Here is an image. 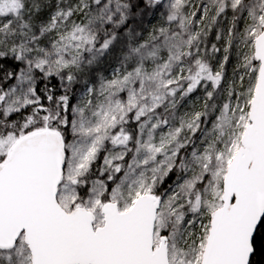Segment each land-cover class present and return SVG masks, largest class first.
Wrapping results in <instances>:
<instances>
[{
	"label": "snow or ice",
	"instance_id": "1",
	"mask_svg": "<svg viewBox=\"0 0 264 264\" xmlns=\"http://www.w3.org/2000/svg\"><path fill=\"white\" fill-rule=\"evenodd\" d=\"M142 4L166 26L136 44ZM229 11L213 71L200 44ZM121 29L120 67L73 105ZM234 44L249 84L217 105ZM202 85L204 110L177 116ZM262 222L264 0H0V264H264Z\"/></svg>",
	"mask_w": 264,
	"mask_h": 264
},
{
	"label": "trees",
	"instance_id": "2",
	"mask_svg": "<svg viewBox=\"0 0 264 264\" xmlns=\"http://www.w3.org/2000/svg\"><path fill=\"white\" fill-rule=\"evenodd\" d=\"M52 2L54 4L55 0H52ZM50 11H51V9L45 8L44 11L37 17V22H39L40 20H46L48 18ZM136 17L138 18V16H136ZM151 18H152V22H154V23H151L150 25H148L146 27V34H145V30H141V32L138 33V35L136 36L134 43L138 44L140 42V40H142L141 35L144 37L143 40L146 41L148 39L149 33L152 32V30L154 28H159L158 17H154V15H153ZM134 19H135V17L129 21V27H131V28H132L131 23L133 22ZM230 20H231V17H229V18L227 17V19L226 18L222 19V20H220V22L217 25L213 26L212 31L210 33H208L207 37H209V36L212 37V35L217 34V30H218L219 32H221L222 38L220 40L212 39L211 43H209L207 41L206 45H204L205 46L204 50H202L206 53V55L208 57L210 56V57L215 58L214 60H216V58L217 59L219 58V65H221V63H223V57L225 55L224 47L226 46L227 29L229 27ZM207 22H208L207 20L204 21L205 24ZM238 27L242 28V23L240 25H238ZM213 44H215L216 47L219 49V55H218V52H215V53L212 52V45ZM125 46H128V38L126 35V29H123L122 31H119V39L115 43V46L110 50L109 53H107L103 57H101L99 63L103 61L104 62L103 64L105 66H107V65L112 63L111 61H113V62L119 61L120 62L122 55L125 52ZM228 56H229V59H228L227 63H224V69H223V75H224L225 80L222 81L223 85L221 84L224 89H223L222 94L219 95L220 97L218 96L219 98H216L215 102L217 103V105L227 101L229 85H234L235 91H242V90L246 89L248 87V84H249V77L247 75H245L244 81H243V87H241L239 77L241 75H244V69L238 67V65L240 64V56H239L238 49L236 48L235 44L233 45V47H231L229 49ZM10 63L11 62H6V66ZM112 66L113 65L108 66V68L106 70L111 69ZM106 70H104V66L102 67V65L91 66L86 71L78 74V82L75 85H77L78 83H82L83 86L88 87L90 85V82L93 81L94 83H92V84L96 86L99 83V79L101 76H103L104 78H107V79L111 78L113 71L109 70L110 72L109 71L106 72ZM85 80L88 82L87 84L84 83ZM8 83L11 84V83H14V81H8ZM44 84H45V81H40L38 83V88L43 89ZM75 85H73V89H74ZM49 87H51L53 89V94L55 96H59L62 94V92L60 90V88H61L60 82L55 77L50 78ZM218 91H219V89L217 90V92ZM40 94L43 96L42 92H40ZM73 95L74 94L72 91L71 95H70L71 101L74 97ZM192 100H193V102L189 103V105H188L189 107H192L193 110H195V112L204 110L205 98L202 95L200 97V92L198 93V99L195 100V98H193ZM43 102L45 104H47L46 99L43 100ZM180 113H181V115L187 114L184 111L182 112V110L179 111V114ZM214 114L215 113L210 115L211 118H213ZM202 119H204V118H202ZM175 179H176V173L174 172V173L170 174L169 178L162 185L163 188H167L168 184H170ZM262 226H264V222H262ZM256 259L261 260V256L258 255L256 257Z\"/></svg>",
	"mask_w": 264,
	"mask_h": 264
},
{
	"label": "rangeland",
	"instance_id": "3",
	"mask_svg": "<svg viewBox=\"0 0 264 264\" xmlns=\"http://www.w3.org/2000/svg\"><path fill=\"white\" fill-rule=\"evenodd\" d=\"M192 3L193 4H195V5H197V6H201V4H202V0H192ZM203 3H207V0H203ZM141 8L143 9V11L141 12V14L140 15H138V18L137 17H135V19L133 20V22L131 23V25H132V29H134L135 30V32H137V33H140L141 32V30H145V34H146V27L148 26V25H150L151 23H154V22H152V16L154 15V17H158V19H159V21H158V23H159V27L160 26H166V22H165V18H164V15H163V13L164 12H166V9H164L163 7H161V6H159L158 8H152V9H149V8H146V7H144V5L142 4L141 5ZM191 10V9H190ZM203 13H202V10L201 11H198L197 12V18L199 17V16H201ZM227 17L229 18V17H231V12L229 11L228 13H227ZM222 19H225L224 17H221L220 18V20H222ZM227 19V18H226ZM218 29V28H217ZM123 29H121L120 31H122ZM126 31H127V29H126ZM219 31L217 30V33H218ZM221 33V32H220ZM144 34V35H145ZM216 35L217 34H215V35H212V37H205L204 39H203V43H201L200 44V52L198 53V55L200 56V57H202L204 60H206L208 63H209V65L211 66V68H212V70L213 71H219L220 70V65H219V58L217 59L216 58V60H214L215 58H213V57H208L207 55H206V53L204 52V51H202V50H204V45H206V43H207V41L209 42V43H211V41H212V39H216ZM141 38H142V40H140V42L139 43H143L144 42V40H143V36L141 35ZM138 43V44H139ZM127 46H125V52L124 53H126L127 52V48H126ZM194 51V54H196L195 53V50H193ZM218 55H219V51H218ZM218 57V56H217ZM101 59V58H100ZM100 59H99V61H100ZM99 61L96 63V64H94V65H102V67L104 66V70H106L107 68H108V66H110V65H113L112 67H111V69H108V70H106V72L107 71H113L114 72V70L115 69H117V68H119L120 67V62L118 61V62H113V61H111L112 63L111 64H109V65H107V66H105L103 63V61L102 62H100L99 63ZM93 65V66H94ZM131 69V65H129V70ZM224 69V68H223ZM109 71V72H110ZM105 72V73H106ZM112 72V73H113ZM113 75V74H112ZM110 76V75H109ZM56 79H58L59 80V78H57V77H55ZM111 78H112V76H111ZM223 80H225V78H223ZM222 80V81H223ZM40 82V81H39ZM38 82V83H39ZM59 82H60V80H59ZM92 83H94L93 81H91L90 82V85L89 86H95V85H93ZM223 85V84H222ZM222 85H221V88L219 89V91L217 92V90H216V93H214V96H216L217 95V93H218V96L219 95H221L222 94V92H223V87H222ZM99 86V83L96 85V87H98ZM60 87H61V84H60ZM85 89H86V87L85 86H83L82 85V83H78L77 85H75L74 86V89L72 90L73 91V99H72V101H71V103L73 104V105H75L77 102H78V100H79V98H80V96H81V94L82 93H84V91H85ZM60 90H61V92H62V94H63V89L62 88H60ZM212 89H211V86L209 85V87L206 89L205 87H203V85L202 86H200V87H198L193 93H191V94H189L187 97H185L183 100H181V101H179V103H178V105H177V108L175 109V112H176V114H177V116H183V114L181 115V113L179 114V111L180 110H182V112L184 111L185 113H187V114H189V115H191L192 113H194L195 112V110H193V108L192 107H189L188 105H189V103H192L193 102V98H195V100L196 99H198V93L200 92V97H201V95L204 97V98H206V91H211ZM70 95H71V93H70ZM217 96V98H219ZM181 108V109H180ZM180 109V110H179ZM179 110V111H178ZM160 111H162V110H160ZM178 111V112H177ZM214 117H215V114H214V116H213V118H211V116H208L207 118H206V120H207V123L206 124H203L202 125V127H207V128H210L211 127V121L214 119ZM205 119V118H204ZM173 123H175L177 126H178V124H179V121L178 120H176V121H174ZM128 127L130 128V130H133V131H135V129H136V127H137V125L135 124V122H132V123H130V125H128ZM166 130V129H165ZM197 135H199V133L197 134ZM161 187V189H164L163 188V186L161 185L160 186Z\"/></svg>",
	"mask_w": 264,
	"mask_h": 264
},
{
	"label": "water",
	"instance_id": "4",
	"mask_svg": "<svg viewBox=\"0 0 264 264\" xmlns=\"http://www.w3.org/2000/svg\"><path fill=\"white\" fill-rule=\"evenodd\" d=\"M166 1V0H165Z\"/></svg>",
	"mask_w": 264,
	"mask_h": 264
}]
</instances>
